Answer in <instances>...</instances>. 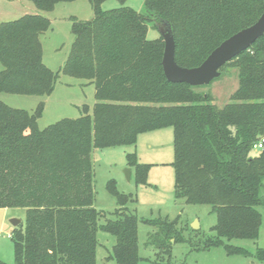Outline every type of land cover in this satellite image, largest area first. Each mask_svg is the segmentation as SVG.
Instances as JSON below:
<instances>
[{
	"label": "trees",
	"instance_id": "trees-1",
	"mask_svg": "<svg viewBox=\"0 0 264 264\" xmlns=\"http://www.w3.org/2000/svg\"><path fill=\"white\" fill-rule=\"evenodd\" d=\"M43 11L60 2L30 0ZM90 20H74V39L57 72L44 62L41 35L51 27L41 13H26L0 23V93L49 96L60 73L95 85L96 102L83 105L77 118L40 128L45 103L31 113L0 100V208H24L26 217L11 233L14 264H97L98 230L116 238L117 264H139L138 224L131 195L115 180L107 188L119 207L102 224L105 212L94 206L93 151L135 145L139 134L165 127L174 133L176 196L212 207L217 221L195 249L223 247L228 255L264 262L232 243L258 240L264 208V35L220 68L238 69V87L220 107L198 86L171 82L164 73L165 41L148 37L149 24L167 21L175 38V59L199 66L225 39L255 23L264 0H144V10L117 0H90ZM137 183L147 184L150 165L127 153ZM158 227L151 241L171 249L184 241L178 218L144 219ZM173 239V241H172ZM0 264H8L0 259Z\"/></svg>",
	"mask_w": 264,
	"mask_h": 264
},
{
	"label": "rangeland",
	"instance_id": "rangeland-1",
	"mask_svg": "<svg viewBox=\"0 0 264 264\" xmlns=\"http://www.w3.org/2000/svg\"><path fill=\"white\" fill-rule=\"evenodd\" d=\"M126 5L137 11L144 10V0H128ZM117 0H107L103 9L119 7ZM26 13H41L51 21V27L41 35L43 59L54 72L65 64L74 39L72 26L74 20H90L94 15L90 0L60 2L51 11L39 10L30 0H0V23L14 20ZM158 28L149 24L148 37L160 36ZM238 69L227 67L222 75L206 85L198 86L201 92L211 93L213 103L222 107L231 100V95L238 87ZM95 85L82 79L60 73L54 91L49 96L0 93V100L14 108L25 109L33 113L39 102L45 107L38 119L40 128L55 123L63 118H77L83 114L82 106H94ZM258 151H253L257 153ZM127 153H136L141 164H148L147 184L137 183L136 171L128 163ZM94 167V206L103 212L99 223L108 218L118 207L115 196L110 193L107 184L115 180L118 190L131 195L133 201L128 203L140 218L138 224L139 264H264L257 258L244 255H228L223 247L209 250L195 249L216 224L217 217L212 207L206 204H190L184 198L176 196L174 161V133L172 127H165L139 134L135 145H123L95 149L92 154ZM131 168L130 180L126 169ZM261 237L258 240L236 239L232 243L255 254L257 247H264V208ZM26 217L24 208H0V259L14 264L15 256L11 233L14 229L12 220L23 224ZM178 218L177 227L184 241L171 244V249L159 247L151 241V235L158 227L145 223L144 219ZM198 222V225L196 223ZM194 226H197L196 228ZM97 264H117L113 259L114 235L98 230ZM173 241V239H172Z\"/></svg>",
	"mask_w": 264,
	"mask_h": 264
},
{
	"label": "water",
	"instance_id": "water-1",
	"mask_svg": "<svg viewBox=\"0 0 264 264\" xmlns=\"http://www.w3.org/2000/svg\"><path fill=\"white\" fill-rule=\"evenodd\" d=\"M157 26L165 41L162 64L166 78L171 82H185L192 86H201L219 77L222 66L247 50L264 35V12L255 23L225 39L199 66L191 68L179 65L175 59V38L169 22L163 20L158 22ZM125 171L130 180L131 168ZM20 223V220H12L15 227ZM196 225L199 227L198 222Z\"/></svg>",
	"mask_w": 264,
	"mask_h": 264
},
{
	"label": "built area",
	"instance_id": "built-area-1",
	"mask_svg": "<svg viewBox=\"0 0 264 264\" xmlns=\"http://www.w3.org/2000/svg\"><path fill=\"white\" fill-rule=\"evenodd\" d=\"M264 148V136L261 138V140L259 142H257L255 145H254V150L255 151H260Z\"/></svg>",
	"mask_w": 264,
	"mask_h": 264
},
{
	"label": "crops",
	"instance_id": "crops-1",
	"mask_svg": "<svg viewBox=\"0 0 264 264\" xmlns=\"http://www.w3.org/2000/svg\"><path fill=\"white\" fill-rule=\"evenodd\" d=\"M11 235V234H10ZM260 237H261V235H260ZM260 237H259V239H260ZM264 246V245H263Z\"/></svg>",
	"mask_w": 264,
	"mask_h": 264
}]
</instances>
